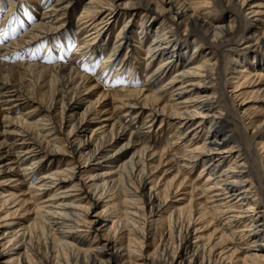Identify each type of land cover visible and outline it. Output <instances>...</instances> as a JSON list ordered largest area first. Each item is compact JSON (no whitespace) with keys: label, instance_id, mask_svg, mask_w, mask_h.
Instances as JSON below:
<instances>
[{"label":"bare ground","instance_id":"obj_1","mask_svg":"<svg viewBox=\"0 0 264 264\" xmlns=\"http://www.w3.org/2000/svg\"><path fill=\"white\" fill-rule=\"evenodd\" d=\"M4 2L0 0V5L8 6L0 20V174L10 161L7 167L24 179L29 199L14 201L15 195L7 196L2 189L8 180L0 182L2 207L12 201L18 207L7 213L1 227L3 245L12 247L2 264H264V160L254 145L243 142L252 122L245 111L240 112L247 103L236 106L246 89L264 92L260 88L264 81V20L260 18L264 0H31L39 15L24 29L15 32L13 28L8 38L4 37L6 25L14 23L15 27L16 13L26 17V7L31 10L32 6L21 0ZM245 11L250 12L247 19L242 17ZM124 15L130 21L119 26L112 42L110 28ZM73 22L77 49L67 61L34 57L44 45L46 53L53 49L52 38L60 39V48L62 32H69ZM248 30L253 32L245 39ZM149 36L144 85L123 79L128 63H124L126 55L116 67L121 53L142 50ZM242 43L247 45L245 50L253 49L239 61L235 57L243 52ZM190 47L194 53L187 57ZM99 56L101 62L94 71ZM226 59L233 62L229 71L222 68ZM159 60V66L151 70ZM80 61L87 65H79ZM117 73L122 76L115 78ZM229 77L233 78L230 91L226 87ZM84 90H96L94 103L86 93L80 97ZM164 95L170 103L161 106ZM119 111L123 114L114 118ZM88 120L99 123V128L87 126ZM108 121L112 122L109 130L104 124ZM157 122L176 128L185 143L183 167L200 163L201 174L206 172L198 185L190 186L199 197L192 196L187 210L169 209L171 196L187 188L184 182L172 181L163 191L153 185V174L163 162L152 168L154 159L169 155L165 149L154 152L150 143L148 135ZM256 128L264 135V121ZM226 130L231 134H225ZM92 136L98 140L89 153L90 144L85 141ZM123 138L125 143L117 146ZM168 144L174 148L172 136ZM137 145L120 163L118 154ZM94 160L116 165L101 174L91 169L80 178ZM40 165L51 167L40 173L36 170ZM113 197L122 200L124 209L116 210ZM100 202L104 209L93 214ZM28 204L33 206L34 223L10 230L14 220L32 211L22 212ZM169 211L167 232H161L158 245L147 254L151 216L163 219ZM215 215L224 222L223 228L204 241L199 233L212 225ZM202 223L204 227H199ZM82 227L112 237L103 244H96L95 239L84 248ZM34 234L42 236L43 245L35 242ZM236 235L248 245L243 258L229 249Z\"/></svg>","mask_w":264,"mask_h":264},{"label":"rangeland","instance_id":"obj_2","mask_svg":"<svg viewBox=\"0 0 264 264\" xmlns=\"http://www.w3.org/2000/svg\"><path fill=\"white\" fill-rule=\"evenodd\" d=\"M9 0H5L4 3L7 4ZM24 1L26 6H32V9L30 10L28 7H26V11H28V15L26 17H23L21 13H16V26L14 27V23H9L6 25V32L4 33V37L8 38L11 34V32L14 31H20L21 29L25 28V24L31 23L34 21V19L37 18V16L39 15V9L37 8V5L34 3H31V0H21ZM261 0H256V2H260ZM2 5V6H1ZM0 5V20L1 18L4 17L5 13L7 12V8L8 6H4L5 4L1 3ZM36 7V8H35ZM32 10L34 11V13L32 12ZM30 11V12H29ZM38 13H37V12ZM249 11H245L242 15V17L244 19H247L249 16ZM80 14V12H76L74 17L72 18L73 21L76 20L77 16ZM127 16V17H126ZM129 15H124L120 18L118 24L113 25L110 28V38L112 39V42H114L117 34L119 33V26L125 22H129L130 19L128 18ZM27 19L24 20V19ZM260 18H262V20H264V16H261ZM257 18V19H260ZM15 22V23H16ZM25 22V23H24ZM27 22V23H26ZM250 23H254L255 21L251 20L249 21ZM134 21L132 20L130 22L131 27L133 28V31L136 29V26L133 24ZM256 23V22H255ZM13 24V25H12ZM73 25V26H72ZM70 27H69V32H62V36H61V41H62V45L60 48H58L59 45V40L58 38H52V43L51 45L53 46V49H51V51L49 52H45L48 48H44L42 46V48L38 51H36L35 56H48V58L50 57L51 60H61V61H67L68 57L74 53L77 49V42L74 40V33L77 30L76 28V24L73 22ZM18 28V30H17ZM20 29V30H19ZM183 30V29H182ZM181 30V32H183ZM260 31V29H259ZM259 31L257 33H259ZM253 32V30H248L245 34V39L251 36V33ZM63 37V38H62ZM136 40V39H135ZM135 40L133 42H135ZM152 38L151 36L148 37L146 43L143 45L142 50L139 49H134V52H128L127 53V49H125L118 61L116 62V67L123 62L125 56L127 55V60L124 63H128L127 68L125 69V73L122 76L121 74L119 75V73H117V76H115V78H119V77H123V79H127L130 78V80H138V83H140V85H144V74H145V64L147 63L146 60V48L149 44H151ZM244 42V41H243ZM135 45H138V43L136 42ZM244 46L246 47L247 45H243V43L241 45H239L241 51H243L242 53H240V55H238V57H235L236 60L242 61L244 60L246 55H251V51L253 48H250L248 50H245ZM50 47V46H49ZM244 48V49H243ZM190 51V52H189ZM207 52V50L205 51ZM24 53H28L27 51ZM194 53V48L190 47V49L187 52V57H191ZM246 53V54H245ZM34 54L33 52H30L29 55ZM262 56H264V51L262 52ZM101 57L99 56L98 59L96 60V62L94 63L93 69L94 71L97 70L99 68V64L101 62ZM240 58V59H239ZM160 60L156 63H154L150 68L151 70L156 69L159 66ZM243 63V62H242ZM78 64L80 65H87V63L85 61H80L78 62ZM233 66V62L231 61V59H226L223 64H222V68L223 70H227L229 71L230 68ZM243 69V68H241ZM115 70V69H114ZM112 70L110 72V74L108 75V80H110L112 78L113 75V71ZM132 72H135L134 74H132ZM261 74H264V71H261ZM137 73V75H136ZM36 81V83L38 84H43L42 80ZM233 81L232 77H229L227 79L226 82V87L227 90H231L229 87L231 86ZM210 87L209 85H206V87ZM264 87V81L262 82V84L260 85V88L263 89ZM251 90H254V93H250L249 92ZM257 89H246V93L244 94V96L239 97L236 101V106L240 108V105L243 103H247L244 106H242V109H240V112L245 111L251 118L252 122L248 125L249 126V131H248V135L245 138V140L243 141L245 143L246 146L250 147V146H255L256 150L259 152L260 154V159L264 160V135L261 132V130L257 129L256 127L262 123V121H264V92L262 93H258L256 91ZM244 91V90H243ZM88 95L87 97H89V102L94 103L95 102V97L96 95V90H92L88 91V90H84L83 93L81 94L80 97H82L83 95ZM91 93V94H90ZM169 96L168 95H164L163 96V102L161 104V106H164L166 104H169ZM87 106V104H84L83 106H81L80 108L77 109V112L75 113V118L73 120V122L69 123L68 127H65V131L68 132L71 127L72 124L76 123L78 117H79V113L83 112L84 108ZM109 108V107H108ZM27 109H24V111H26ZM123 113L122 111L119 112H115L114 114V118L117 116H121ZM107 116V115H106ZM105 116V117H106ZM249 122V121H248ZM111 121L105 122L104 124L107 127V130H109L111 128ZM87 126H89L90 128H94L97 129L99 128L98 125H100L97 122H91V120H88L86 122ZM229 130H226L225 134H231V132H228ZM100 133V132H99ZM91 135V132L88 133V136ZM169 136L174 139L175 144H174V148H169V144H168V139ZM148 137L152 138L151 140V145L153 146V150L156 153H162V151L165 149L166 151H169V155H166L163 159L159 156H157L153 163H152V168L153 167H157L159 165V162L162 160V164L160 166H158V169L154 172L153 174V179H155L154 182V186H157V189L159 191H163L165 189V187L168 185V183L174 181V183L176 185H179L180 183L184 182L187 185V188L183 191H181L180 193H177L175 195H172L171 198L169 199V209L170 211L173 210H178V209H185L187 210L189 207V202L192 199V196L195 195L191 192V188L190 186L194 183V184H199L200 180L202 179L203 176L206 175V172L204 174H201V169L203 167V164H196V166L194 168H184L182 165V158L184 155V144L185 143H181V141L179 140V133L176 132V128H172L168 125L164 124H160V122H157L154 124V127L152 128L150 135H148ZM83 140H85V136H83ZM98 140V136H92L91 139H86L85 144H90L89 148L87 150V152H91L95 146V144L97 143ZM125 138H123L122 140L119 141V143L117 144V146H121L122 144L125 143ZM200 141V140H198ZM180 142V143H179ZM138 147L135 146L132 148L128 147L126 149H124L122 152H120L118 155H120L121 157V162L127 160L135 151L136 148ZM66 150H68V148H65ZM238 154V149L235 150L234 152V156H236ZM70 158V156H62L59 155L57 156V158ZM5 166L3 168V172L0 174V182H2L3 180H8L7 182H5L4 186H3V190L5 192V194L7 196H11L12 193L15 195L14 197V201L16 198H19L20 201H28L29 196L25 195V193H28L27 191V186H25V181L22 177H20V174H17V172H13L11 173L9 170L8 164L10 165V161H6ZM109 164V163H108ZM63 165V164H62ZM92 165L91 168L87 169V172H83L82 175H80L81 177H86V175L88 174V172L93 169L94 173L96 174H101L105 171H110L111 169H113L115 167L116 164H111V165H107V163H102L99 164L98 160H94L92 161V163L90 164ZM51 166H46L43 167V165H40L36 170H38L40 173L41 171L43 172V170H47L48 168H50ZM101 167L97 170H95L96 168ZM86 169V168H85ZM180 170V174H178V171ZM9 180H16L15 182H11ZM151 188V185L148 186V188L146 189V193L148 194L149 189ZM158 191V192H159ZM22 193V194H21ZM197 196V197H196ZM195 199H197L199 197V195H195ZM182 198V199H180ZM254 196L250 195V199H253ZM180 199V200H179ZM111 203H114L116 205V210L119 208L120 209H124V206L122 205V200L119 199V197H113ZM12 201L11 205L9 207H2L1 203H0V233L2 232V226L4 225V218L7 215V213H12L13 211H15L16 209H18L17 206H15L17 203ZM19 201V203H20ZM200 201L204 202L205 204L207 203L206 199H200ZM16 203V204H15ZM87 204V203H85ZM99 205L97 206V208L94 210L93 214H97L99 212H101L104 209V204L98 203ZM15 206V207H14ZM210 205H208L209 207ZM33 206L31 204H28L27 207L23 208L22 212H24L25 210H32ZM210 209V208H209ZM112 209L110 208L109 213H111ZM170 211L165 214V218L160 219L156 216H151L152 218L150 219V221H152V225H153V232L150 236V241L148 242V245L150 246V249L148 250L149 252H147V254H150L151 252H153V250L155 249V247L158 245L159 241H160V234L161 232H167V228L169 226V222H168V216ZM146 212V214H149L150 216V209H148ZM123 215V214H122ZM34 217V213L33 210L29 213H26L25 215H21V217H19L17 220L15 221V225L12 226V228L10 230H13L15 228H23V227H27L29 225H31L32 223H34L33 220ZM88 220H90V216L87 217ZM223 221L219 220L218 216L215 215V218L212 222V225L209 226L208 228L204 227L205 223L200 224L199 227L203 226L204 228L202 229V232L199 233L200 235L203 236L204 241H208L209 239L213 238V236L215 235V233L217 231H220L223 228ZM110 225V224H109ZM107 229V227H106ZM34 231L37 230L36 227H34L33 229ZM80 236H82V239L85 242V247L84 248H89L90 246H92V243H94L95 239L97 240L96 244H103V242L105 243V239H109L108 237H112V235L101 232L100 234L95 232V231H89L88 228L86 227H82L80 229ZM216 231V232H215ZM35 233V232H34ZM193 233L191 235V238H193ZM1 236V234H0ZM35 236V242L39 245V243L41 245H43L44 240H42V236L38 235V234H34ZM38 240V241H37ZM127 238L125 237L123 240V246L126 248V246L128 245V241H126ZM195 239H192V241H194ZM5 241L2 240V238H0V264H2L4 261H6V259L8 258V256L6 255L7 252H9L11 250L12 247H9V245L4 246L3 244H6ZM43 242V243H42ZM247 243L245 241H243L239 235H236V237L232 240L231 244H229V249H231L232 251L236 250V255L240 258H243L246 254V250H247Z\"/></svg>","mask_w":264,"mask_h":264}]
</instances>
